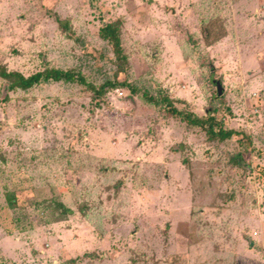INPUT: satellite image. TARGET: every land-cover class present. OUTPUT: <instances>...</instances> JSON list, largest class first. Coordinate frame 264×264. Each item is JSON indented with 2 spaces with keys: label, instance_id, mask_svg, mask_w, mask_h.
I'll list each match as a JSON object with an SVG mask.
<instances>
[{
  "label": "rangeland",
  "instance_id": "obj_1",
  "mask_svg": "<svg viewBox=\"0 0 264 264\" xmlns=\"http://www.w3.org/2000/svg\"><path fill=\"white\" fill-rule=\"evenodd\" d=\"M0 67L115 85L0 78V264H264V0H0Z\"/></svg>",
  "mask_w": 264,
  "mask_h": 264
},
{
  "label": "trees",
  "instance_id": "obj_2",
  "mask_svg": "<svg viewBox=\"0 0 264 264\" xmlns=\"http://www.w3.org/2000/svg\"><path fill=\"white\" fill-rule=\"evenodd\" d=\"M100 37L103 41L107 42L113 48V53L116 58V62L122 70L125 64L127 63V57L124 54L122 48L121 22L118 21L104 25L100 30ZM0 78L9 84L10 90L19 89L26 91L41 82H63L67 84H79L82 86H86L97 97L102 96L107 92V90L115 86L112 83H107L104 86L97 88L94 85L89 84L86 78L81 73H75L73 71L64 72L56 69H47L42 73H38L26 78L20 73L8 72L4 67H0ZM147 99L155 105L162 104L166 107H169L168 109L171 114L179 117L183 122H186L188 125L204 129L206 131L208 140L210 141L219 140L221 142H224L226 140L232 139L234 136L239 135V133L233 130H224L222 128L217 130L216 124H214V117H208L205 119L196 117L192 113L179 111L178 109L172 106L168 97H164L160 101L148 96ZM234 163L237 165H241L244 163V159L239 158L238 156L236 157V159H234Z\"/></svg>",
  "mask_w": 264,
  "mask_h": 264
},
{
  "label": "water",
  "instance_id": "obj_3",
  "mask_svg": "<svg viewBox=\"0 0 264 264\" xmlns=\"http://www.w3.org/2000/svg\"><path fill=\"white\" fill-rule=\"evenodd\" d=\"M218 95L222 96V94L224 93L223 87L221 85H218Z\"/></svg>",
  "mask_w": 264,
  "mask_h": 264
}]
</instances>
